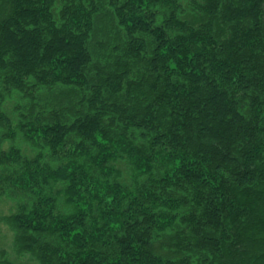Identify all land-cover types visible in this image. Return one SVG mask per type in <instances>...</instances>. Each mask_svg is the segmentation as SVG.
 Listing matches in <instances>:
<instances>
[{"label": "trees", "instance_id": "trees-1", "mask_svg": "<svg viewBox=\"0 0 264 264\" xmlns=\"http://www.w3.org/2000/svg\"><path fill=\"white\" fill-rule=\"evenodd\" d=\"M0 209V264H264V0H0Z\"/></svg>", "mask_w": 264, "mask_h": 264}, {"label": "rangeland", "instance_id": "rangeland-1", "mask_svg": "<svg viewBox=\"0 0 264 264\" xmlns=\"http://www.w3.org/2000/svg\"><path fill=\"white\" fill-rule=\"evenodd\" d=\"M1 210V209H0ZM3 230H4V228L2 227V226H0V235H2L3 234ZM5 231V230H4ZM10 240H11V237L8 235V234H4V239H3V242L4 243H6V244H9V242H10ZM4 246H5V244H4ZM7 246V245H6ZM4 247V248H8V247Z\"/></svg>", "mask_w": 264, "mask_h": 264}]
</instances>
